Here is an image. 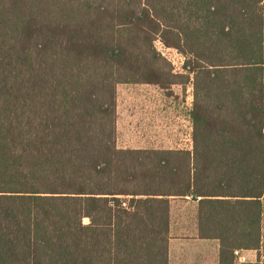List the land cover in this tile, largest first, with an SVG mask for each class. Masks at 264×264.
<instances>
[{"label":"trees","instance_id":"obj_1","mask_svg":"<svg viewBox=\"0 0 264 264\" xmlns=\"http://www.w3.org/2000/svg\"><path fill=\"white\" fill-rule=\"evenodd\" d=\"M187 82L189 148L117 145L119 84ZM177 198L264 256V0H0V264H168Z\"/></svg>","mask_w":264,"mask_h":264},{"label":"rangeland","instance_id":"obj_2","mask_svg":"<svg viewBox=\"0 0 264 264\" xmlns=\"http://www.w3.org/2000/svg\"><path fill=\"white\" fill-rule=\"evenodd\" d=\"M173 73L185 74L184 68L176 61ZM183 59V58H182ZM170 96L165 91H157L152 99L157 106L156 119L150 125L142 126L138 117L139 94L143 95L136 86L120 85L118 91L119 108V130L121 132L118 146H148V147H171L188 148L190 146V126L188 112L192 101V88L190 83L185 85H172L170 87ZM145 136V141L143 137ZM174 221L171 230L172 244L178 250L193 245V228L189 219L187 203L181 199L173 200ZM179 245V246H177Z\"/></svg>","mask_w":264,"mask_h":264},{"label":"crops","instance_id":"obj_3","mask_svg":"<svg viewBox=\"0 0 264 264\" xmlns=\"http://www.w3.org/2000/svg\"><path fill=\"white\" fill-rule=\"evenodd\" d=\"M120 85L126 86H136L140 91H143V95L139 94L140 101L138 103V117L141 121L142 126L148 124L150 125L154 119H156V103L152 99L155 97L154 93L157 91H163L157 85L153 84H119L116 88V130H117V144L119 142L120 130H119V106H118V91ZM170 96L171 94H167ZM190 126V122H189ZM143 141H145V136L143 137ZM123 148H160V147H148V146H120ZM190 147V146H189ZM188 147V148H189ZM162 148H171V147H162ZM193 232V245L195 248L190 250V247H186L185 249L178 250L175 245L172 244V236L170 231V239H169V250H168V264H215L216 257V246L213 241L197 239L195 238V231ZM179 246V245H177ZM236 256V264H264V256L257 261L256 252L254 250H238V254Z\"/></svg>","mask_w":264,"mask_h":264},{"label":"built area","instance_id":"obj_4","mask_svg":"<svg viewBox=\"0 0 264 264\" xmlns=\"http://www.w3.org/2000/svg\"><path fill=\"white\" fill-rule=\"evenodd\" d=\"M156 49L161 53V55L173 66L175 64V60L174 55L171 56L170 52H173L176 56H177V62L181 65L180 69L183 68V63H184V56L182 54H180L176 49L174 48H170V47H166L163 45V43L159 40L156 39V41L154 42ZM183 58V59H182ZM174 69V67H172ZM234 254L237 255L238 254V250L234 251Z\"/></svg>","mask_w":264,"mask_h":264}]
</instances>
